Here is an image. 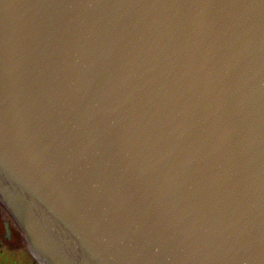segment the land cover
<instances>
[{"label":"water","instance_id":"water-1","mask_svg":"<svg viewBox=\"0 0 264 264\" xmlns=\"http://www.w3.org/2000/svg\"><path fill=\"white\" fill-rule=\"evenodd\" d=\"M0 202L41 264H264V0H0Z\"/></svg>","mask_w":264,"mask_h":264},{"label":"flooded vegetation","instance_id":"flooded-vegetation-1","mask_svg":"<svg viewBox=\"0 0 264 264\" xmlns=\"http://www.w3.org/2000/svg\"><path fill=\"white\" fill-rule=\"evenodd\" d=\"M0 264H40L28 250L21 229L1 202Z\"/></svg>","mask_w":264,"mask_h":264}]
</instances>
